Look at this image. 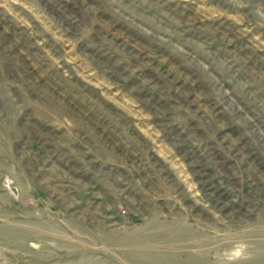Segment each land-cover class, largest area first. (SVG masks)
I'll list each match as a JSON object with an SVG mask.
<instances>
[{
	"label": "rangeland",
	"instance_id": "1",
	"mask_svg": "<svg viewBox=\"0 0 264 264\" xmlns=\"http://www.w3.org/2000/svg\"><path fill=\"white\" fill-rule=\"evenodd\" d=\"M0 264H264V0H0Z\"/></svg>",
	"mask_w": 264,
	"mask_h": 264
},
{
	"label": "bare ground",
	"instance_id": "2",
	"mask_svg": "<svg viewBox=\"0 0 264 264\" xmlns=\"http://www.w3.org/2000/svg\"><path fill=\"white\" fill-rule=\"evenodd\" d=\"M151 256V255H150ZM143 259V258H142ZM160 260V259H159ZM143 262V261H142ZM161 262V261H160ZM174 263V262H173Z\"/></svg>",
	"mask_w": 264,
	"mask_h": 264
}]
</instances>
